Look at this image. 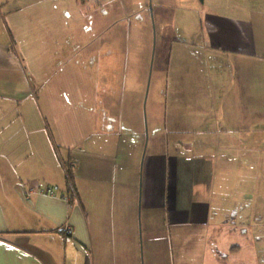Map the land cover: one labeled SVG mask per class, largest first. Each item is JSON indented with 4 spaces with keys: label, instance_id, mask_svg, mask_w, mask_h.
Segmentation results:
<instances>
[{
    "label": "crops",
    "instance_id": "obj_1",
    "mask_svg": "<svg viewBox=\"0 0 264 264\" xmlns=\"http://www.w3.org/2000/svg\"><path fill=\"white\" fill-rule=\"evenodd\" d=\"M63 1L57 20L45 14L41 27L30 28L21 8L11 15L14 5L0 0V264H141L139 235L162 264H207L204 251L220 264L222 244L232 241L223 235L220 244L214 232L208 240L209 227L229 233L232 217H264V0L196 7L200 82L193 87L182 69L190 42L179 39L174 65L171 56L164 73L156 69L149 132L141 111L145 70L131 69L128 77L119 61L135 58L130 49L140 44L139 31L152 33L149 0L107 2L108 9L100 0ZM100 6L112 21L125 10L124 24H105ZM87 15L94 27L84 32ZM19 24L33 36L25 55L39 58L40 69H30L19 50ZM44 57H54V69H45ZM71 157L79 202L71 192L70 201L63 197ZM49 187L55 194L39 191ZM65 224L69 234L55 229ZM263 235L250 239L261 243ZM255 243L242 264H264V244Z\"/></svg>",
    "mask_w": 264,
    "mask_h": 264
},
{
    "label": "rangeland",
    "instance_id": "obj_2",
    "mask_svg": "<svg viewBox=\"0 0 264 264\" xmlns=\"http://www.w3.org/2000/svg\"><path fill=\"white\" fill-rule=\"evenodd\" d=\"M93 1V0H91ZM104 3V7L107 5V9L110 8L108 7L107 2H111V6H119L122 7L123 0H100ZM134 1V0H133ZM140 1V0H138ZM212 0H149V4L151 6V24H152V33L149 32L146 33L145 31H139L140 32V44L131 48L130 49V54L134 55L135 58H128L124 57L123 60L119 59L120 63H122L123 69H125L128 75L130 77V71L131 69H142L145 70V76L143 77V80L146 83L145 90L143 91V104L141 103V111L143 113V121L144 123V128L147 129L148 127V120H150L149 116V111H151V106L153 105L154 101L156 100V96H154V92L156 89V80L158 75L161 72H157L156 69H163V73L165 72L164 69H167V66H169V63L171 61V56L173 58V65L175 62V56L176 54L172 52V45L177 43H181L179 39H187L189 40V48L183 47V52L186 56V60L184 62L183 68L182 69H188L189 73L187 75V78L191 85L193 87H196L199 82H200V69L202 67V64L199 60H197L199 56L198 52V44L200 42V37H202V29L197 23V18L199 17L198 15V9H196L197 6H200L203 9H208L209 5L211 4ZM219 1L220 3H224L225 0H216ZM227 2L232 1V0H226ZM161 2V3H160ZM9 3L13 4L14 6L10 7L13 8V11L10 12V14H16L17 10L21 11V15L24 19L30 20V28L39 26L41 27V23L46 19L48 15L45 14H50L51 18L49 19H56L57 20V14L59 12H62L63 9L66 6V3L63 0H9ZM159 4L163 5L164 11H160L158 13V8ZM180 4H182V7H179ZM21 8V9H14V8ZM102 6H100V19L105 20V24L108 23H114L116 22L115 28L121 27L124 23V18L126 15V11L123 10V13L116 15H112L113 18H122V19H116L114 21L111 20L110 18H104V10ZM195 9V10H194ZM69 11L72 13V10L69 9ZM112 12V10H109ZM120 12V10L118 11ZM207 12L206 10L204 13ZM161 13H163V17H161ZM203 13V14H204ZM102 15V18H101ZM42 19V20H41ZM126 19H129L127 16ZM131 21H136L137 17L136 16H131L130 18ZM84 22L81 24V28L83 29L84 32L91 30L92 27H94V21L92 18H90V15L84 16ZM194 23H193V22ZM44 23V22H43ZM56 24H59L58 22ZM87 26V27H86ZM43 27V26H42ZM37 28V27H36ZM88 28V29H87ZM19 33L18 34V39H19V50H21L25 56V58L30 60L29 62V68L32 69H40L42 68V64L40 62V59L34 60L33 56L29 57L28 55H25V51L30 53L29 50H31V43L27 41H31V38L33 37L30 35V33L27 32L25 26H22L19 24ZM120 29V28H118ZM135 33L133 28L131 29V34ZM138 33V31H136ZM17 36V35H16ZM145 37V38H144ZM147 41V42H146ZM148 41L150 42L148 44ZM137 44V42H136ZM144 44H146V51H142L141 48L144 47ZM33 46V45H32ZM176 47V46H175ZM28 50V51H27ZM162 52L164 56H162ZM31 54V53H30ZM47 58V57H46ZM54 57H51V59H45L43 58V64L45 63V69H54L55 64L52 61ZM128 59V60H127ZM56 63H59V60L56 58ZM129 66V67H128ZM74 67V66H73ZM215 68V67H214ZM60 69V68H58ZM128 69V70H127ZM72 81L69 79V83L72 89L77 88V80L74 77V73H72ZM59 77L57 76V79ZM216 78V77H215ZM135 80V79H134ZM143 81V83H144ZM68 93H70V97L76 102V101H82V98L75 92L73 94V90L70 92L69 90ZM163 89L159 87V93L161 94ZM58 93L64 94L63 91H60ZM78 93L81 95L84 93L83 91L79 90ZM66 98V95H65ZM80 99V100H79ZM58 100V97H57ZM67 100V99H66ZM80 104V105H79ZM73 105L72 106V111L75 112L77 107L81 108V103ZM143 105V106H142ZM171 105V104H170ZM71 107V106H70ZM92 106H90V110H87L86 116L88 120V117L92 115L91 111ZM96 108L93 109V111ZM78 113V112H77ZM80 113V112H79ZM163 113L165 114V107L163 105ZM167 113L166 115H168ZM218 115L220 116V112H218ZM58 122L57 128L61 129L62 125H59ZM199 125V123H198ZM149 132V127L147 129ZM201 133V131L197 132L198 136ZM149 134V133H148ZM149 136V135H148ZM149 138V137H148ZM148 142L147 136H146V143ZM146 152V150H145ZM146 154V153H145ZM239 178V172H235L232 174L231 177H229L226 185V189H232L234 188L236 182L238 181ZM230 189V190H231ZM141 208H140V195H139V200H138V218L140 216ZM246 216V218H240V217H232L230 218L231 220H235L232 225V228L228 229L227 231L229 233H223L224 231H213L212 227H209V235L208 240H210V235L212 232H214L213 237L217 238L220 244L222 243V239H224V236L226 235L231 239V243L226 242V246L222 244L220 251L223 253L221 256V259L218 258L220 261V264H230V261L232 264H242L245 260L246 253L251 250V244L255 243L254 239H250L252 235H257V233H263L264 234V217L262 219H256L254 216H250V212ZM264 213V210H263ZM249 217V218H248ZM229 218V217H228ZM222 220V219H221ZM224 220V219H223ZM247 220L249 222H247ZM262 223L263 225L259 226V224ZM246 224V225H245ZM248 224V225H247ZM254 225L253 228H250V225ZM259 226V227H258ZM254 232V233H253ZM206 233V232H205ZM219 233V234H218ZM194 232L192 229H187V240L186 242H190V238L193 236ZM147 235V234H146ZM224 235V236H223ZM264 237V235H263ZM140 238V244H139V250H140V255H141V247H142V262L141 264H162V261L159 256L154 257L153 252L152 254L150 251L145 247V250H143V247L145 245H148L147 242H142L141 237ZM212 242V241H211ZM264 242L257 241V245L264 244ZM197 244L195 242V249L197 250ZM187 248V246H186ZM185 248V249H186ZM260 249V247H258ZM257 248L254 251L259 252ZM179 251H184V249H180ZM191 253L194 251L190 248L189 250ZM207 251V248H206ZM206 254V263L207 264H216V261L214 257L212 256L211 252H202V255ZM225 254H227V257H223ZM250 254V253H248ZM260 252L258 253L259 256ZM145 255V257H144ZM152 256V257H151ZM250 256H252L250 254ZM253 257V256H252ZM223 258H227L226 260H223ZM257 258V253L254 252V259ZM262 259V257H261ZM148 261V263H147ZM261 263V260L260 262Z\"/></svg>",
    "mask_w": 264,
    "mask_h": 264
},
{
    "label": "trees",
    "instance_id": "obj_3",
    "mask_svg": "<svg viewBox=\"0 0 264 264\" xmlns=\"http://www.w3.org/2000/svg\"><path fill=\"white\" fill-rule=\"evenodd\" d=\"M73 152L77 150V148L72 149ZM77 165V160L74 157H71L69 160H66L64 163V170H65V175H66V180L68 183V191L63 194V197L67 200L70 201L71 197L69 195H66L68 192H71L73 195V199L76 198V201L79 202V197L78 193L76 192V186L74 183V170ZM42 193H50V194H55V188L49 187V188H42L39 190ZM56 230H60L69 234L72 231V227L68 224H65L62 228H55ZM69 236V235H68Z\"/></svg>",
    "mask_w": 264,
    "mask_h": 264
}]
</instances>
